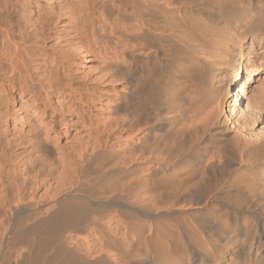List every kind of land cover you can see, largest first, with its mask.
Segmentation results:
<instances>
[{
    "label": "bare ground",
    "instance_id": "obj_1",
    "mask_svg": "<svg viewBox=\"0 0 264 264\" xmlns=\"http://www.w3.org/2000/svg\"><path fill=\"white\" fill-rule=\"evenodd\" d=\"M80 4L91 20L54 62L72 79L71 67L99 61L88 99L52 79L35 86L24 38L1 14L0 94L19 125L28 98L44 135L16 163L24 152L0 109V241L33 220L56 238L91 212V229L62 252L80 263L120 264L113 239L137 264H264V0ZM72 109L95 125L76 130L78 148L56 165L48 155L75 129Z\"/></svg>",
    "mask_w": 264,
    "mask_h": 264
},
{
    "label": "rangeland",
    "instance_id": "obj_2",
    "mask_svg": "<svg viewBox=\"0 0 264 264\" xmlns=\"http://www.w3.org/2000/svg\"><path fill=\"white\" fill-rule=\"evenodd\" d=\"M80 1L81 0H0V17L2 16L1 14H4V16L7 17L6 19H9L12 26L14 27L15 34H20L24 38L23 44L25 45V49L22 55L26 60L28 67H36V69L31 68L30 70V73L32 74L34 80L36 79L35 86L38 87V83L42 81H44L46 85H48L47 82L48 79H52L54 83L57 85V87H60L58 86L60 84L62 85L64 83H67L66 85H62L61 87H64L65 89H70V87L73 85V91H76L77 96L83 97L84 99H88L92 92L93 85L96 82L95 67L101 66L98 63L99 61L97 59L88 61L86 63L87 64L86 66L77 67L78 69L77 71H74L71 67V72L67 71V74L72 75V79H69L67 75H64L60 70L56 69L55 68L56 65L54 62V60L59 58L58 56H61V54L65 53L66 49L69 46V43L75 38L77 39L76 36L78 32L76 30L79 26L80 19L82 20L85 19L87 20V22H90L91 20L89 16L87 15L84 16L85 10L83 9V5L80 4ZM86 17H88V19ZM103 41L108 46H112V40H110V38L107 37L105 38V40L101 39L99 43L103 44ZM101 49H103L102 46ZM88 58L90 59V57ZM52 60L55 66L48 65ZM5 66L6 65H5L4 57L2 56L1 45H0V74L4 72ZM26 101H28V104L26 103ZM24 102L25 103L23 105H24V109L26 110V118L24 119V124L19 125L13 120L12 104L5 103L4 98H2L0 94V109H3L4 106L9 107L10 109V113L8 117L10 121V126H9L10 137L8 136V140L12 142L14 148L15 145L13 142H17V148H15V152L16 151L17 153L24 152L23 154L19 155V158L16 160V163H18L19 159L24 161L26 157L30 155L31 151L28 141L36 138L40 139L44 135V127L40 124L36 115H34L31 102H29L28 98H24ZM245 105H246V100L245 103H243L240 106V109L241 110L242 108L245 109L244 108ZM72 112L77 114V115H73L72 117L73 119L72 124L74 125L75 129H73L70 137L62 138L61 136L59 138L57 145L55 146L54 153L48 155L50 160L54 162L56 165H60L61 158L66 156L70 151H72V149L78 148L79 140H75V134L77 132L76 130L78 131L88 130L92 125H95L96 119L95 117H92V114L87 115L86 117H82L81 113L76 111L75 109H72ZM14 125H17L16 129H14ZM112 160L113 159H109L108 162H105L106 165L109 166L114 165L115 162L120 161L121 158L120 159L115 158V160L113 161ZM93 166L89 165L88 167H85L86 169H84L83 172L84 174L83 176H81L82 179L87 180L86 177L94 172ZM89 170L92 172L90 173ZM44 191L45 190H41L39 194L40 195L44 194ZM89 214L84 216L85 219L82 217L83 219H80L81 222L78 220L79 221V222L77 221L78 225L74 224L73 227H71V225L70 227L67 226L69 229L67 227H65L66 230L64 228H60L59 230L55 229L54 236H56L57 234L58 237L56 236V238L58 239H56L55 237L53 238V232L52 234L51 232L50 234H48L49 233L47 232L48 228L47 231L46 228H44V226L47 223L44 224L43 226L44 230H42L41 225L43 224L39 226L37 225L36 220H33L32 222L29 223L28 225L29 227L24 226L16 230L14 236L10 237V238L13 237L12 239L6 241H0V264H52V263L53 264H90L88 262L84 263V261H82L83 263L82 262L80 263V261H78L75 256L73 258V256L71 255V257L73 258L72 259L70 255L68 256L66 251H65L66 254L65 252L62 253L64 250H66L65 245L70 246L69 241L71 238H76L77 236H81L83 233L91 229L93 219L95 218L96 214L91 212H89ZM5 219L6 218L3 215V213L0 212V224H2V229H4L6 226ZM48 225H51L52 227L53 222L52 224L50 223ZM57 230L62 232L58 233ZM63 230L65 231L63 232ZM112 232L114 234L115 229ZM61 233H63L62 234L63 236L61 235ZM21 234L23 237L21 236ZM27 234L29 235L27 236ZM45 234L47 236L49 235L50 237H46ZM119 235H120L119 232L115 233L114 237L118 236L117 238L120 240ZM42 236H45L47 239L45 237L44 238L47 241ZM51 237L52 239H50ZM48 239L52 240L50 241L51 245L48 243L49 242ZM111 241L113 244H111L108 249L110 250V252H112L111 254L115 257L116 255L120 254L118 255L119 259H117L118 261H120L118 263L120 264L138 263L136 262L138 260L137 257H136V261L134 259L135 256H132V259H134L133 262L131 261V257L129 259V255L128 258L127 255L126 256L124 255L126 259L124 257L120 259V256L121 257L123 256L122 251H125L128 248L125 249V247L119 245L118 242H116L115 244V241L113 239H111ZM43 242L44 244L46 242L47 243L44 245ZM42 246L44 250L42 249ZM57 246L59 247L61 246V247L59 248ZM37 247L39 250H37ZM58 249H62V250L60 251ZM128 250H132V248L131 249L129 248ZM54 252L55 253L57 252L56 254H58V256ZM59 253L60 254L62 253L61 258L59 256L60 255ZM35 254L37 256H33ZM50 255L52 256V258ZM54 255H56L59 258H55ZM38 258H40L41 260ZM53 259H56V261L59 259L58 263H56L55 260ZM108 263H109L108 261L106 260L104 261L102 259L99 261L98 264H108Z\"/></svg>",
    "mask_w": 264,
    "mask_h": 264
}]
</instances>
